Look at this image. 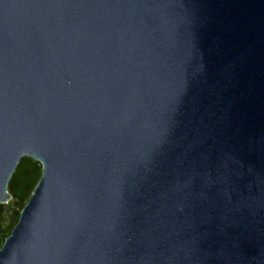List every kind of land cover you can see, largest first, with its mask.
I'll use <instances>...</instances> for the list:
<instances>
[{"label": "water", "instance_id": "water-1", "mask_svg": "<svg viewBox=\"0 0 264 264\" xmlns=\"http://www.w3.org/2000/svg\"><path fill=\"white\" fill-rule=\"evenodd\" d=\"M0 264H264V0H0Z\"/></svg>", "mask_w": 264, "mask_h": 264}, {"label": "trees", "instance_id": "trees-1", "mask_svg": "<svg viewBox=\"0 0 264 264\" xmlns=\"http://www.w3.org/2000/svg\"><path fill=\"white\" fill-rule=\"evenodd\" d=\"M42 177V165L24 158L9 184L12 197L8 204L0 203V249L17 225L21 211L29 202Z\"/></svg>", "mask_w": 264, "mask_h": 264}]
</instances>
